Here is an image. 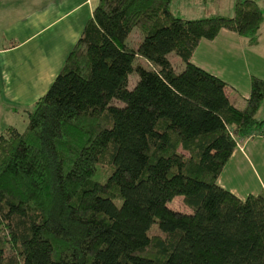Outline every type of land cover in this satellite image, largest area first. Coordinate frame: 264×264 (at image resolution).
<instances>
[{"label":"trees","instance_id":"obj_1","mask_svg":"<svg viewBox=\"0 0 264 264\" xmlns=\"http://www.w3.org/2000/svg\"><path fill=\"white\" fill-rule=\"evenodd\" d=\"M171 2L99 0L26 128L0 131V264H264V192L217 182L238 139L264 137V80L238 107L191 61L223 28L256 44L262 9L185 19Z\"/></svg>","mask_w":264,"mask_h":264},{"label":"crops","instance_id":"obj_2","mask_svg":"<svg viewBox=\"0 0 264 264\" xmlns=\"http://www.w3.org/2000/svg\"><path fill=\"white\" fill-rule=\"evenodd\" d=\"M98 1L0 0V100L25 110L34 105L63 67ZM263 23L264 12L260 35ZM258 45L223 28L215 39L200 41L191 61L239 91L242 101L234 105L243 107L251 76L264 80V52ZM217 182L240 199L264 192V137L238 143Z\"/></svg>","mask_w":264,"mask_h":264},{"label":"rangeland","instance_id":"obj_3","mask_svg":"<svg viewBox=\"0 0 264 264\" xmlns=\"http://www.w3.org/2000/svg\"><path fill=\"white\" fill-rule=\"evenodd\" d=\"M235 1L236 0H172L170 4V8L175 16L185 19H196V18L215 16V15L231 16L233 15V6ZM257 2L260 3V6H262L264 12V0H258ZM260 34H261V30L259 32V37H258L259 45L257 46V49L259 50L261 49V51L264 52V31L262 32V35ZM140 40H141V35L139 31L136 28H134L128 38V42L129 44L136 47L140 42ZM141 55L138 56L136 59L139 62H142L143 64L146 65L147 64L146 59L144 55L143 56ZM168 58L172 61L173 65L177 70H181L183 68L182 61L179 59L178 56L175 55L174 52H170ZM137 79H138L137 74L135 73L131 74L129 76L130 84ZM240 88L242 89V87ZM227 91L228 93H230L229 100L233 104H239V102L242 101L241 94L239 93V91L231 87H229ZM248 91H249V86H248ZM240 92L243 91L241 90ZM113 102L118 104V102L116 101ZM0 107H2L1 109L2 111H0V131H3L10 124L17 127L19 131H23L26 128L27 111L32 110L33 105L25 110L22 109L23 107L18 106L17 104L0 100ZM9 109H11V111ZM256 116L259 119L264 120V100L259 110L257 111ZM168 206L178 210L186 209L183 204L182 197L179 196H176L171 202H169ZM148 232L149 234L160 233L158 224L157 223L152 224ZM132 262L134 264H149L148 262L139 261V260H132Z\"/></svg>","mask_w":264,"mask_h":264},{"label":"built area","instance_id":"obj_4","mask_svg":"<svg viewBox=\"0 0 264 264\" xmlns=\"http://www.w3.org/2000/svg\"><path fill=\"white\" fill-rule=\"evenodd\" d=\"M254 135H250L248 138H251V137H253ZM244 140V138H240V139H238V142H237V145H238V143H240V142H242Z\"/></svg>","mask_w":264,"mask_h":264}]
</instances>
